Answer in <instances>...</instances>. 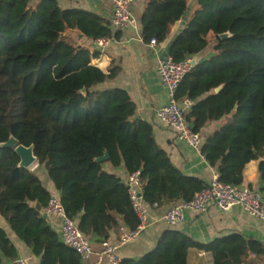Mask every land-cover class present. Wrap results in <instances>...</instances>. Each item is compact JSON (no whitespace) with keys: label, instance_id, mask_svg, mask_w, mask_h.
I'll list each match as a JSON object with an SVG mask.
<instances>
[{"label":"trees","instance_id":"1","mask_svg":"<svg viewBox=\"0 0 264 264\" xmlns=\"http://www.w3.org/2000/svg\"><path fill=\"white\" fill-rule=\"evenodd\" d=\"M191 2L145 0L144 41L164 42ZM75 29L92 39L119 36L108 19L62 8L58 0H0V144L13 135L32 146L68 216L102 242L112 230L139 224L126 182L104 163L124 164L128 173L139 170L143 199L151 207L188 201L206 183L172 163L152 124L136 116L128 90L105 85L119 67L104 71L93 65L99 53L66 34ZM226 32L230 36L222 39ZM214 39L213 53L194 64L178 97L195 100L187 113L194 131L220 121L200 151L221 181L241 185L245 166L257 159L264 181V0H196L169 55L176 61L194 57ZM105 153L108 160L97 161ZM20 161L15 148H0V216L40 264H83L44 215L52 192L42 173L21 167ZM190 247L210 251L213 264H243L249 253L264 254L260 241L238 233L202 244L166 229L152 250L137 259L122 258L121 264H188ZM17 256L0 224V264Z\"/></svg>","mask_w":264,"mask_h":264},{"label":"crops","instance_id":"2","mask_svg":"<svg viewBox=\"0 0 264 264\" xmlns=\"http://www.w3.org/2000/svg\"><path fill=\"white\" fill-rule=\"evenodd\" d=\"M35 1L37 0H31V2ZM144 1L136 0L133 5L134 26L125 31H119V36L112 38L101 50L95 49L94 39L84 36L77 29L67 30L66 34H71L78 43L88 46L92 53H99L98 56L92 57L91 63L93 65L104 71H108L111 67H119L116 77L106 81L105 85L128 90L136 104V116L152 124L157 143L170 155L172 163L184 174L196 176L207 184L214 177H218L217 167L212 166L200 151H196L186 142L179 140L175 132L160 121L157 116V109L168 102L167 90L157 73L158 58L169 55L171 42L183 30L188 17L186 20L182 19L173 25L170 35L164 42L160 43L156 53L148 46V42L143 39L141 18ZM58 2L62 8H82L95 12L111 22L113 8L109 0H58ZM213 47L214 44L208 46L201 54L194 56L195 61L198 62L208 58L213 53ZM219 123L220 121L213 122L201 130L203 142L205 137ZM259 162L260 159L252 160L245 166L242 185L254 189L264 197V181L260 177ZM104 169L117 174L124 181L130 174L124 164L115 167L110 162H106L104 163ZM40 178L48 190L52 193H58L45 173H42ZM172 205L148 206L146 227L136 240L119 247V254L122 258H140L156 246L159 235L166 229L180 230L202 244H208L217 237L238 233L245 238L256 239L264 245V221L253 216L242 206L236 205L228 211H221L218 207L212 205L204 213L187 210L184 222L169 225L165 222L164 216ZM44 215L51 227L59 234L61 219L56 216H48L45 213ZM0 224L5 227L13 239L18 249L17 257L26 259L29 264H40V258L35 256L31 248L11 231L1 216ZM126 231L128 229L124 226L120 230H112L108 241L117 243ZM88 238L92 243L94 252L87 260L83 261V264H94L98 259L101 244L94 236L89 235ZM12 260L5 258L3 264H11ZM187 260L188 264H213L212 253L198 247L188 249ZM243 264H264V254L249 253Z\"/></svg>","mask_w":264,"mask_h":264},{"label":"built area","instance_id":"3","mask_svg":"<svg viewBox=\"0 0 264 264\" xmlns=\"http://www.w3.org/2000/svg\"><path fill=\"white\" fill-rule=\"evenodd\" d=\"M109 1L113 8L111 16L112 29L125 31L133 27L135 24L133 5L136 0ZM111 40V37L96 38L94 39V47L101 50ZM148 46L157 53L160 42L156 38H152L148 42ZM194 60L193 56H187L179 61H176L171 55L158 58L157 73L167 90L168 102L157 109V116L160 121L175 132L179 140L186 142L199 152L203 142L202 135L200 132L193 130L187 119V113L195 104V100L188 96L178 97L179 86L183 78L192 70ZM125 182L139 224L135 229L123 233L117 243H111L108 240L100 242L101 249L94 264H121L122 257L119 254V247L136 240L146 227L148 206L143 199L141 172L138 170L130 173ZM212 205L218 207L221 211H228L239 205L253 216L264 221V197L261 194L246 185L223 182L217 176L200 191L196 192L190 200L174 203L170 206L165 213L164 220L169 225L180 224L184 222L187 210L204 213ZM45 214L61 219L60 239L65 245L75 249L81 256L82 261L87 260L93 254L94 250L90 239L80 230L77 220L68 216L59 193H52L45 207ZM11 264L29 263L26 259L17 257L12 260Z\"/></svg>","mask_w":264,"mask_h":264},{"label":"water","instance_id":"4","mask_svg":"<svg viewBox=\"0 0 264 264\" xmlns=\"http://www.w3.org/2000/svg\"><path fill=\"white\" fill-rule=\"evenodd\" d=\"M195 3H196V0H193L190 3V6H189L187 12L185 13L184 18H183L184 20H186V18L190 14ZM229 36H230V34L228 32L220 34V37L222 39H225ZM193 63L196 64V61L194 60ZM221 88H222V86L216 88L215 91L218 92L221 90ZM5 147L15 148L16 152L19 154V156L21 158V161H20L21 167L30 168L33 164H35L37 162V158L33 152V147L32 146L27 147V146L20 144L18 139H16L13 135L10 136L9 140L0 144V148H5ZM108 158H109L108 153H105L104 156L97 158V161L104 162V161H107ZM37 208L41 209V206L39 204H37Z\"/></svg>","mask_w":264,"mask_h":264},{"label":"rangeland","instance_id":"5","mask_svg":"<svg viewBox=\"0 0 264 264\" xmlns=\"http://www.w3.org/2000/svg\"><path fill=\"white\" fill-rule=\"evenodd\" d=\"M216 42V40L214 39L212 42H211V45L214 44ZM31 170H36L38 173H42V168L39 167L38 163L36 162L35 164H33L31 167H30Z\"/></svg>","mask_w":264,"mask_h":264}]
</instances>
